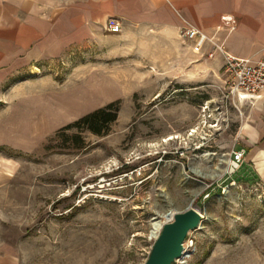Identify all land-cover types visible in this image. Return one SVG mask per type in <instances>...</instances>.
<instances>
[{
  "label": "rangeland",
  "instance_id": "obj_1",
  "mask_svg": "<svg viewBox=\"0 0 264 264\" xmlns=\"http://www.w3.org/2000/svg\"><path fill=\"white\" fill-rule=\"evenodd\" d=\"M87 42L0 91V246L11 260L143 264L151 218L191 204L203 220L171 264H264V141L244 146L257 177H230L239 111L222 99L223 62L206 59L207 41L124 24ZM98 109L109 118H96L98 132L72 124Z\"/></svg>",
  "mask_w": 264,
  "mask_h": 264
},
{
  "label": "crops",
  "instance_id": "obj_2",
  "mask_svg": "<svg viewBox=\"0 0 264 264\" xmlns=\"http://www.w3.org/2000/svg\"><path fill=\"white\" fill-rule=\"evenodd\" d=\"M225 14L232 15L236 26L229 32L218 31L215 38L236 56L264 58V0H0V91L11 79L33 72L66 48L111 33L105 29L109 20L121 27L181 29L186 19L212 35ZM207 43L202 47L206 59L221 62L218 53L208 56ZM210 101L204 98L199 104ZM238 117L236 141L241 145L237 148L264 141V93L240 107ZM243 164L250 166L247 161ZM0 264H15L4 245Z\"/></svg>",
  "mask_w": 264,
  "mask_h": 264
},
{
  "label": "built area",
  "instance_id": "obj_3",
  "mask_svg": "<svg viewBox=\"0 0 264 264\" xmlns=\"http://www.w3.org/2000/svg\"><path fill=\"white\" fill-rule=\"evenodd\" d=\"M185 25L181 28L182 36L187 40H193L196 37H201L208 41L211 45L208 56L212 57L218 53L223 62V70L225 73V81L223 87L220 88L222 99L229 102L236 109H240L244 105L251 104L253 100L260 97L264 93V58L251 60L249 58L236 56L228 52L225 48L222 39L218 40L215 35L218 31H232L235 26V20L230 14H225L222 17V23L218 25L212 35H207L202 29L193 25L191 22L184 19ZM105 29L111 33H117L121 30V25L118 21L109 20ZM209 103L203 102L200 108L203 112L209 110ZM217 109L219 106H216ZM212 127L218 126V121L214 120L210 124ZM197 132V126L191 127L187 134L189 136ZM180 155L184 154V150H176ZM246 150L245 147H232L226 162V172L229 174L237 171L243 161ZM186 240V239H185ZM184 240V245L186 241Z\"/></svg>",
  "mask_w": 264,
  "mask_h": 264
},
{
  "label": "water",
  "instance_id": "obj_4",
  "mask_svg": "<svg viewBox=\"0 0 264 264\" xmlns=\"http://www.w3.org/2000/svg\"><path fill=\"white\" fill-rule=\"evenodd\" d=\"M202 220L201 210L191 204L183 210H175L172 218L162 223L143 264H171L182 257L187 234L199 227Z\"/></svg>",
  "mask_w": 264,
  "mask_h": 264
},
{
  "label": "trees",
  "instance_id": "obj_5",
  "mask_svg": "<svg viewBox=\"0 0 264 264\" xmlns=\"http://www.w3.org/2000/svg\"><path fill=\"white\" fill-rule=\"evenodd\" d=\"M103 113V109H98V110H95L94 112L92 113H88V114H85L83 115V117L77 119L76 121H74L72 124H78L79 122H84L87 124V126L89 128H91L92 131L94 132H98V128L95 126L99 119V121H107L109 120V118H104V117H100V115ZM104 118V119H103ZM95 124V125H93ZM230 177L233 176V178H240V179H243V180H248L250 178H252V176L254 177H257V174L251 169V167L247 164H243L241 165V168L237 171H235L234 173L230 174L229 175Z\"/></svg>",
  "mask_w": 264,
  "mask_h": 264
},
{
  "label": "bare ground",
  "instance_id": "obj_6",
  "mask_svg": "<svg viewBox=\"0 0 264 264\" xmlns=\"http://www.w3.org/2000/svg\"><path fill=\"white\" fill-rule=\"evenodd\" d=\"M169 137H171V136H169ZM206 154H207V153H206ZM216 175H218V174H216ZM211 176H212V175H211ZM214 176H215V175H214ZM166 194H167V193H166ZM163 195H164V193H163ZM165 197H166V196H165ZM169 200H170V199H169ZM169 202H170V201H169ZM174 212H175V208H173V207L169 204L168 208L164 209V211L162 212V218H158V217H153V218H151V220H150V232H149V238H154V237L157 235V233H158V231H159V229H160L162 223H163L165 220L172 218ZM187 246H188V244H185V245H184V254H185V252H186V250H187Z\"/></svg>",
  "mask_w": 264,
  "mask_h": 264
}]
</instances>
